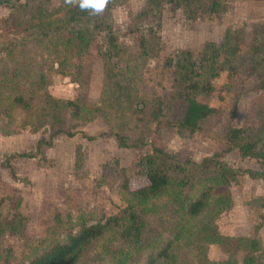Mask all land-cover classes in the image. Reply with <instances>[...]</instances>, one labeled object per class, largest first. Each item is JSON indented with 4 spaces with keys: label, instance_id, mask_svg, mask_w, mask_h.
I'll return each mask as SVG.
<instances>
[{
    "label": "rangeland",
    "instance_id": "374dc122",
    "mask_svg": "<svg viewBox=\"0 0 264 264\" xmlns=\"http://www.w3.org/2000/svg\"><path fill=\"white\" fill-rule=\"evenodd\" d=\"M145 1L116 0L110 7L108 22L118 32L115 47L107 45L103 33L95 32L87 48L69 58L66 67L52 62L53 66L43 68L41 84L36 79L26 85L6 83L0 74V219L4 224L0 264H25L48 242L63 241L66 231L76 230L79 222L90 223L112 213L114 205L124 203L120 186L124 176L131 188L144 183L138 162L152 146L194 162L218 154L230 167L258 169L254 160L237 150L224 151L223 133L227 125L242 127L249 141L264 140V91L257 86V72L264 64V0H214L213 6L211 0H187L188 5L164 3L159 11L138 16ZM8 12L0 7V41L19 36L1 21ZM229 28L244 31L248 52L234 76L220 73L211 81L213 91L197 95L198 101L218 113L202 121L199 131L180 134L172 122L184 104L173 84L168 58L180 50L195 57L204 42L218 43ZM142 34L147 38L144 52L139 45ZM3 59L0 51V64ZM252 63L258 65L253 69ZM15 96L25 99L28 108L14 104ZM56 101L72 105L59 109ZM157 101L165 106L169 123L162 119L156 125L147 117L148 108ZM55 130L59 131L52 134ZM117 135L125 137L126 146H119ZM40 138L48 141L42 160L15 156L8 160L10 167L2 165L4 156L33 151ZM141 138L146 139L143 145ZM226 189L228 207L213 214L210 200V206L187 224V237L174 242L178 264H195L191 236L204 222L222 235H255L264 252V224L254 230L264 181L238 175L223 194ZM223 194L217 191L214 196L220 195L221 200ZM162 200H154L143 211L145 250L134 251L106 235L76 264H144L149 244L163 243L174 225L175 220L161 216ZM201 250L211 264H241L244 255L238 252L230 258L218 245L207 243ZM258 264H264V257Z\"/></svg>",
    "mask_w": 264,
    "mask_h": 264
},
{
    "label": "trees",
    "instance_id": "16d2710c",
    "mask_svg": "<svg viewBox=\"0 0 264 264\" xmlns=\"http://www.w3.org/2000/svg\"><path fill=\"white\" fill-rule=\"evenodd\" d=\"M115 1L111 0L102 16L94 17L86 11L66 6L63 0H56L54 3L52 0H0V7L9 11L1 21L8 23L14 34L19 35L0 41V51L4 52L5 58L0 64L2 82L26 85L36 79L41 84L40 81L45 76L43 68L53 66L52 62H59V65L66 67L69 58L78 56L87 48V43L95 32L103 33L107 45L115 47L118 32L108 22L109 9ZM186 1L146 0L145 6L137 15L144 16L153 10L159 11L164 3L177 6L187 4ZM214 3L211 0L210 5L213 6ZM244 35L240 28H229L224 31L218 43L204 42L195 57L190 51L180 50L168 58L173 84L184 104L180 116L172 122L178 133L197 132L202 121L218 113L216 108L198 101L197 95L213 91L211 81L220 73L225 72L228 77L236 74L242 57L248 52ZM262 35L264 38V30ZM139 45L144 52L147 38L143 34L139 38ZM44 52L49 53V58L44 56ZM48 59L52 60L48 62ZM257 65L252 63L251 67L254 69ZM259 69L257 86L264 91V64ZM12 101L28 108V102L21 96L13 97ZM58 104L60 109L72 105V102L60 101ZM164 111L165 106L157 101V104L148 108L147 117H150L151 122H156V125L162 119L169 123ZM58 131L55 130L52 134ZM247 135L244 128L227 125L223 133L226 147L224 151L235 149L242 157L254 160L259 166L256 170L230 167L218 154L204 156L199 162H194L181 159L174 152L168 153L160 147L152 146L150 153L142 156L138 162L143 170L144 183L131 188L129 178L123 177L120 184L124 200L122 205H114L112 213L97 221H82L77 224L76 230L69 228L63 241L48 242L40 252L29 257L25 264H76L106 235L115 237V240L134 251L145 250L142 240L143 211L154 200L160 199H163L160 202L161 216L166 214L167 218L175 220L174 225L168 231L171 235L163 243L149 244L151 248L145 252L143 263L178 264L174 242L185 235L187 237V224L210 206V200L214 205L213 214L218 209L228 207L227 189L223 194L227 183L243 174L251 179L264 181V140L261 144L260 140L251 142ZM117 138L119 146H126L125 137L117 135ZM46 143L48 141L40 138L33 151L4 156L2 165L10 167L8 160L15 156L36 159L39 162L43 159L41 151ZM139 143L145 144L146 139L141 138ZM10 171L11 176H14L11 168ZM217 191H221L225 198L220 200V195L215 197ZM257 206L260 212L254 230L264 224V198L259 199ZM3 227L0 219V231ZM191 242L195 264H211L203 257L204 252L201 249L204 243L218 245L230 258L243 252L241 264H258L259 259L264 257V252L260 251L259 239L255 235H222L216 226L208 222L197 227L191 236ZM110 257L113 258V255Z\"/></svg>",
    "mask_w": 264,
    "mask_h": 264
},
{
    "label": "clouds",
    "instance_id": "9594fccd",
    "mask_svg": "<svg viewBox=\"0 0 264 264\" xmlns=\"http://www.w3.org/2000/svg\"><path fill=\"white\" fill-rule=\"evenodd\" d=\"M111 0H63L66 6L86 11L90 16L99 17L106 11Z\"/></svg>",
    "mask_w": 264,
    "mask_h": 264
}]
</instances>
